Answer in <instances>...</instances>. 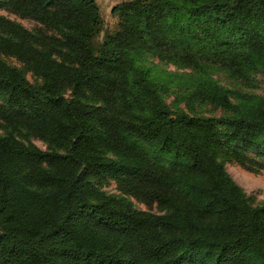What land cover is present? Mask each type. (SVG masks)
I'll return each mask as SVG.
<instances>
[{"label": "trees", "instance_id": "obj_1", "mask_svg": "<svg viewBox=\"0 0 264 264\" xmlns=\"http://www.w3.org/2000/svg\"><path fill=\"white\" fill-rule=\"evenodd\" d=\"M2 9L42 28L0 14V264H264V203L219 160L254 153L264 167V94L210 75L264 82V0H125L101 42L96 0ZM175 88L180 102L226 114L173 108ZM31 135L48 150L25 143ZM107 178L122 195L98 187Z\"/></svg>", "mask_w": 264, "mask_h": 264}, {"label": "rangeland", "instance_id": "obj_2", "mask_svg": "<svg viewBox=\"0 0 264 264\" xmlns=\"http://www.w3.org/2000/svg\"><path fill=\"white\" fill-rule=\"evenodd\" d=\"M125 0H96L101 9V14L104 21V30L101 32L97 42H101L105 34L114 31L118 27V16L114 15L113 9ZM0 14L19 22L24 27L31 31H38L42 28L40 24L31 20L22 18L8 9L0 10ZM6 61L18 68L24 69V63L14 59L6 58ZM145 65L150 67H156L163 70L178 72V73H191L189 68H182L172 63L167 62L159 57L147 56L144 61ZM210 75L222 86L230 90H238L244 93L253 95L264 94V82L261 75L252 76L248 80H236L229 77L226 73L220 70H210ZM28 80L32 83L37 81V78L33 73L26 71ZM181 94V90L178 88L173 89L170 93L165 95L167 104L173 108L179 107L185 111H193L199 116L205 117H220L226 114L221 107H216L211 103L202 104L201 102L191 104L188 101H181L178 97ZM5 131L0 127V134H4ZM25 143H32L38 146L42 150H48L49 145L47 142L41 140L36 136H29L24 139ZM219 160L224 163L226 171L234 179V181L246 192L250 202L253 205H259L264 203V167L261 166L263 160L259 155L254 153H247L245 155L246 161H240L233 153L227 151L223 152L219 156ZM98 187L104 192L111 195H122L118 184L112 179L97 180ZM126 198L139 210L155 213L158 215L164 212L159 208L157 204L147 206L146 204L134 199L133 197L126 196Z\"/></svg>", "mask_w": 264, "mask_h": 264}]
</instances>
